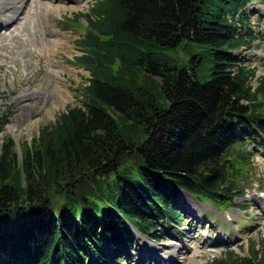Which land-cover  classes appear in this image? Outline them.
<instances>
[{"label":"trees","instance_id":"obj_1","mask_svg":"<svg viewBox=\"0 0 264 264\" xmlns=\"http://www.w3.org/2000/svg\"><path fill=\"white\" fill-rule=\"evenodd\" d=\"M253 1L96 0L73 14L88 84L20 156L0 145V264L122 262L130 226L163 236L184 221L181 190L220 210L246 193L251 146L264 150V75L239 52L264 39ZM209 264H264V242Z\"/></svg>","mask_w":264,"mask_h":264},{"label":"rangeland","instance_id":"obj_2","mask_svg":"<svg viewBox=\"0 0 264 264\" xmlns=\"http://www.w3.org/2000/svg\"><path fill=\"white\" fill-rule=\"evenodd\" d=\"M9 1L7 8L16 7L23 0ZM36 1L37 6L31 2L32 6L29 3L25 6L17 20L18 25L14 22L8 27L13 21L8 18V9L0 13L3 23L0 28V117L6 114L9 120L0 132V145L10 137L19 156L21 143H30L40 127L54 122L67 107L82 104L81 89L88 84L90 77L88 70L74 62V56L82 53L75 40L84 33L86 23L79 18V24L83 26L80 27L77 23L73 25L71 19L74 13L88 12L94 0ZM247 9L253 28L264 33V5L254 1L248 4ZM166 52L172 61L177 59L181 63L189 57L187 51L185 55L180 50ZM239 52L245 57L246 64L256 66L258 75H264L263 38L255 40L249 50L241 49ZM252 149L257 153L252 158V172L244 182L245 196L236 197L235 206L217 214L219 220L228 222V228L220 222L217 226L212 225L210 218L216 212L215 208L190 196L191 202L197 206L193 208L199 213L203 208V215L209 220L203 215L196 219L184 210V221L170 229L174 239L167 230L163 237L158 235V231L143 237L149 247L161 250L163 255H170L177 246L174 262L161 257V264H209L214 259L225 258L227 253L223 252L230 248L247 256L253 245L259 248L264 242V150L257 146ZM190 197L184 190L180 191V209L183 202L189 206ZM229 231H235L236 236L227 235ZM219 235H226L229 243L214 247ZM139 242L142 243L141 240ZM111 261L117 264L112 257L107 264ZM155 262L156 259L142 262L137 255L129 258L126 254L121 264Z\"/></svg>","mask_w":264,"mask_h":264},{"label":"bare ground","instance_id":"obj_3","mask_svg":"<svg viewBox=\"0 0 264 264\" xmlns=\"http://www.w3.org/2000/svg\"><path fill=\"white\" fill-rule=\"evenodd\" d=\"M14 1H15V0H14ZM5 3L8 4V3H10V1H9V0H5L4 2H2V3H1V7H0L1 9L3 8V4L6 5ZM23 3H24V0L21 1V2H19L18 5L16 6V9L20 10L21 7H22V5H23ZM11 19H12L13 21H15V20L17 19V17H12ZM182 248H185V247H182ZM177 252H178V251H177V246H176V247L173 248V250H172V254H170L171 256L169 255L170 258H173V260H174V259H175L174 254L177 253ZM142 259H143V258H142Z\"/></svg>","mask_w":264,"mask_h":264}]
</instances>
